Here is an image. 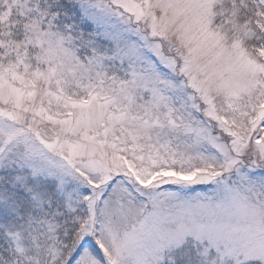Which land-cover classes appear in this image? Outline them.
Listing matches in <instances>:
<instances>
[{
	"label": "snow or ice",
	"instance_id": "obj_1",
	"mask_svg": "<svg viewBox=\"0 0 264 264\" xmlns=\"http://www.w3.org/2000/svg\"><path fill=\"white\" fill-rule=\"evenodd\" d=\"M0 264H264V0H0Z\"/></svg>",
	"mask_w": 264,
	"mask_h": 264
}]
</instances>
